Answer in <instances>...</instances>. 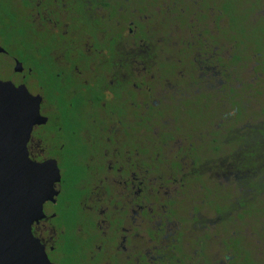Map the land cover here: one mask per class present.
Returning <instances> with one entry per match:
<instances>
[{"label":"flooded vegetation","instance_id":"af4514ba","mask_svg":"<svg viewBox=\"0 0 264 264\" xmlns=\"http://www.w3.org/2000/svg\"><path fill=\"white\" fill-rule=\"evenodd\" d=\"M120 1L0 0V58L8 60L0 63V80L40 98L45 120L34 126L27 153L32 162L49 163L51 170L56 165L60 173L56 194L32 226L52 264H172L177 250L176 212L166 206L174 197L165 192L168 201L158 202L145 195L146 174L162 165L144 161L149 105L139 78L146 71L144 55L154 46L145 44L139 23L144 3L133 10L130 0ZM205 64L207 78H219L211 61ZM223 124L224 119L217 125L221 136ZM212 156L203 157L204 165L216 162ZM183 161L171 163L166 180L150 194L161 195L163 184L196 173V160L187 173ZM223 165L216 173L224 174ZM234 165H225L228 174ZM158 179L164 176L154 177V184ZM157 204L163 214L154 226ZM149 225L153 230L146 231ZM148 244L154 253L145 251ZM232 262L226 257L220 264Z\"/></svg>","mask_w":264,"mask_h":264},{"label":"rangeland","instance_id":"374dc122","mask_svg":"<svg viewBox=\"0 0 264 264\" xmlns=\"http://www.w3.org/2000/svg\"><path fill=\"white\" fill-rule=\"evenodd\" d=\"M138 2L144 3L139 23L145 44L154 46L144 55L146 71L139 78L149 105L144 161L162 163L146 174L145 195L158 202L168 201L165 192L174 197L166 203L176 212L179 239L172 264H220L226 257H233L231 264H264V0H130L127 5L134 10ZM206 60L220 73L215 81L207 78ZM7 61L0 58L1 64ZM223 119L221 136L217 125ZM210 154L216 162L204 165ZM182 159L190 166L184 173L196 160V173L182 183L163 184L161 195L150 194L166 180L169 165ZM222 162L224 174L216 173ZM225 165H234L231 174ZM160 175L164 179L154 184ZM152 208L155 226L163 211L158 204ZM151 249L148 244L145 251L154 253Z\"/></svg>","mask_w":264,"mask_h":264},{"label":"water","instance_id":"95a60500","mask_svg":"<svg viewBox=\"0 0 264 264\" xmlns=\"http://www.w3.org/2000/svg\"><path fill=\"white\" fill-rule=\"evenodd\" d=\"M44 120L40 98L0 80V264H52L32 226L56 194L60 173L56 165L53 171L49 163L32 162L27 153L34 126Z\"/></svg>","mask_w":264,"mask_h":264}]
</instances>
